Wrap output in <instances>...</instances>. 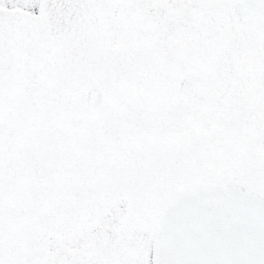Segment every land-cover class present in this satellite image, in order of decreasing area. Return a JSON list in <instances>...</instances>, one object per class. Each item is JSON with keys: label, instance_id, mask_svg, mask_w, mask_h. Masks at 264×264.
Listing matches in <instances>:
<instances>
[{"label": "snow or ice", "instance_id": "obj_1", "mask_svg": "<svg viewBox=\"0 0 264 264\" xmlns=\"http://www.w3.org/2000/svg\"><path fill=\"white\" fill-rule=\"evenodd\" d=\"M0 264H264V0H0Z\"/></svg>", "mask_w": 264, "mask_h": 264}]
</instances>
